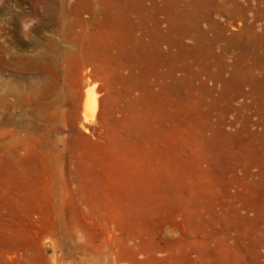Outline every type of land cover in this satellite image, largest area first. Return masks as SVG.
<instances>
[{
	"label": "rangeland",
	"instance_id": "1",
	"mask_svg": "<svg viewBox=\"0 0 264 264\" xmlns=\"http://www.w3.org/2000/svg\"><path fill=\"white\" fill-rule=\"evenodd\" d=\"M0 264H264V0H0Z\"/></svg>",
	"mask_w": 264,
	"mask_h": 264
},
{
	"label": "bare ground",
	"instance_id": "2",
	"mask_svg": "<svg viewBox=\"0 0 264 264\" xmlns=\"http://www.w3.org/2000/svg\"><path fill=\"white\" fill-rule=\"evenodd\" d=\"M89 102H90V101H89ZM89 104H90V103H89ZM92 105H93V104H92ZM92 105H91V106H92ZM89 107H90V106H89ZM89 109H90V108H89ZM93 110H94V109H93ZM87 111H88V110H87ZM90 111H91V110H90Z\"/></svg>",
	"mask_w": 264,
	"mask_h": 264
}]
</instances>
